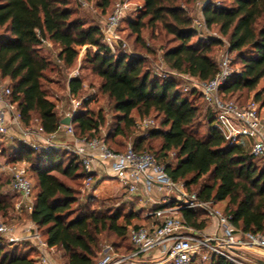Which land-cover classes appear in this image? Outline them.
Wrapping results in <instances>:
<instances>
[{
    "label": "trees",
    "instance_id": "obj_1",
    "mask_svg": "<svg viewBox=\"0 0 264 264\" xmlns=\"http://www.w3.org/2000/svg\"><path fill=\"white\" fill-rule=\"evenodd\" d=\"M142 1L139 19L130 22L140 50L156 54L155 45H149L143 30L161 25L172 37L169 42L174 43L162 55L169 69L201 81L213 78L220 66L212 53L223 41L200 36L188 8L196 0ZM78 2L81 6L83 2L89 5V0ZM100 4L105 11L111 0H101ZM202 8L206 28H218L227 39L232 66L238 65L221 88L223 97L230 99L237 92L255 91L254 99L260 102L264 96V87L257 90L264 79V0H207ZM76 13L73 0H0V81L7 80L11 87L22 125H33L38 119L47 133L59 129L63 118L44 87L46 72L53 63L71 68L80 47H95L86 49L85 64L99 77L101 93L108 96L119 114L114 131L103 136L110 148L124 151L129 145L122 138L135 125L133 111L141 118L154 117L156 127L145 136H136L132 143L135 150L154 154L174 180L184 181L200 198L224 204L223 212L231 216L240 231L264 233V163H258L264 159L254 156L247 145L230 144L216 126L215 110L193 88L191 93L198 94L207 105V130L201 134L200 106L184 94L177 76L159 75L141 52L128 54L119 50L112 54L102 40L101 25L87 23ZM44 39L51 40L53 47L59 49L55 58L44 51L48 47ZM81 69L68 82L69 91L76 96L84 87V64ZM240 97L239 103L247 101ZM105 122L104 111L90 108L88 102L73 119L76 133L89 137L102 136ZM109 137L113 145L108 142ZM153 139L161 140L157 150L150 144ZM14 148L11 161L26 160L28 176L30 172L35 176V183L29 176L33 184V208L30 210L28 203L23 202L19 212L27 213L28 220L36 224L51 247L63 249L68 264H95L103 249L101 235L108 231L126 240V244L120 241L109 245L115 252L131 253L134 250L129 239L131 226L156 221L134 209L125 215L119 209L109 213L91 210L86 203L74 209L73 204L78 202L76 191L58 174L84 179L79 158L65 149L36 150L24 142ZM104 179L98 177L93 185L98 187ZM12 204L13 199H8L2 210L14 207ZM180 214L191 226L205 228L208 224L201 218L204 212L200 209H182ZM140 218L144 223L134 221ZM120 219L124 222L120 223ZM26 242V246H31L30 253L19 246L8 249L0 245V264H36L39 252L32 241ZM191 264L236 263L212 253L208 260L199 262L195 258Z\"/></svg>",
    "mask_w": 264,
    "mask_h": 264
},
{
    "label": "built area",
    "instance_id": "obj_2",
    "mask_svg": "<svg viewBox=\"0 0 264 264\" xmlns=\"http://www.w3.org/2000/svg\"><path fill=\"white\" fill-rule=\"evenodd\" d=\"M83 5L88 6L86 2ZM129 6L128 0L118 1L101 24L102 40L112 54L119 50L134 53L129 51L119 31ZM195 22L200 36L204 37L202 27L208 30L204 19ZM42 41L48 47H53L51 40ZM219 66V72L205 81L176 71L170 73L193 82L194 88L203 95L207 105L215 110L216 126L230 144L247 145L254 156L264 159V109L254 98L243 104L234 99H225L221 88L235 71L228 50L220 59ZM78 75L79 70L76 69L70 73V78ZM185 90L188 91L189 88L185 87ZM92 95L77 98L69 91L70 105L67 109H62V118L68 116L73 120ZM0 102V133L18 131L23 135L25 143L36 150L63 148L75 154L85 171L86 187H90L94 179L107 176L119 181L124 193L129 196L140 191L144 196L151 197L154 189L161 192V199L153 200V208L146 213L147 217L157 222L130 228L129 239L134 250L127 254L119 253L108 245L95 264H191L195 258L199 261L208 260L212 253L224 256L236 264H259L253 261L248 252L251 249L264 252V233L240 231L233 224L231 216L217 207L215 199H202L196 192L190 191L184 181L174 180L166 170V165L151 152L139 153L132 144L124 151H115L103 136L78 135L73 121L69 124L61 123L59 129L52 133L45 132L40 124L24 126L17 102L12 100L11 87L1 81ZM6 114H9V118ZM135 125L143 135H147L150 129L156 127V122L154 117H140ZM62 133L66 140L59 142L58 137ZM5 169L10 175V186L20 193V199L14 205L15 210L19 211L23 202H27L28 208L32 210L33 184L27 174V162L14 161ZM182 209H200L216 218V231L208 234L204 228L187 224L180 214ZM26 240L32 241L39 252L36 264H56L51 256L54 247L49 245L33 221H30L27 232L20 235L16 234L14 225L0 222V245Z\"/></svg>",
    "mask_w": 264,
    "mask_h": 264
},
{
    "label": "rangeland",
    "instance_id": "obj_3",
    "mask_svg": "<svg viewBox=\"0 0 264 264\" xmlns=\"http://www.w3.org/2000/svg\"><path fill=\"white\" fill-rule=\"evenodd\" d=\"M118 1H125V0H111L110 6L104 11L103 7L101 6V0H89L88 6H81L78 2V0H73V4L77 9V16H81L83 19L86 20L87 23H98L102 24L111 11L113 10V7L115 3ZM130 3L129 9L127 10L125 16L122 18V21L120 23L119 31L120 35L122 36L123 40L127 43L129 47L130 52H137L143 54L147 57L148 64L153 66L154 69L159 73V75H166L171 74L170 72L172 70L169 69L167 64L164 62L162 55L164 51L171 45H174V43H170L169 40L172 38L171 35H168L165 31L162 30L161 25H158L157 28L154 30L151 28H145L143 30V36L148 41L149 45L153 44L156 47V54H147L144 51L140 50V44L136 40V34L132 32L130 28V22L131 21H137L143 11V1L142 0H128ZM207 0H196L195 3H191L188 8L190 12L192 13L195 20L202 19V7L205 5V2ZM218 2H221L222 0H217ZM196 24V22H195ZM218 28L215 26L212 29L206 30L204 27H202L201 31L204 33V39L213 36L222 39L223 44L221 46H215L213 55L214 57L220 61L223 54L228 50V42L227 39L220 35V33L217 30ZM197 37H195L193 40H196ZM147 43V44H148ZM87 48H92L95 50V47H91L90 45H86L83 47H80V53L79 56L75 62V64L71 68H61L55 63L52 64V66L48 69L46 72V79L44 80V87L48 92L49 99H51L56 104V110L59 115H62V109H67L70 105V99H69V87L68 82L70 78V73L74 70L78 69L79 72H81V66H85V69L83 70L84 75V87L81 92V94L78 97H89L92 95L88 102V106L92 109H95L96 111L102 109L106 116V122L101 127V135L105 136L108 131H114L118 121H119V114L113 109V102L108 98L107 95H104L101 93L99 86H100V79L97 75H95L91 68L88 66V64H85V53ZM45 52H49L53 54V57H56V54L58 53L59 49L54 47H45ZM232 57V56H231ZM237 66H234L236 69ZM180 79V87L183 89L184 94L190 97L191 99H194L198 105L200 106V116L198 118V128L200 130L201 134H204L207 130V119L205 117L206 111H207V105L205 102H203L202 98L196 94L193 95L191 93L192 89L194 88L193 82L186 80L183 77H178ZM1 82L8 84L7 80H1ZM185 87H188L189 90L186 91ZM264 87V79L260 82L258 85L257 90H260ZM255 91L253 92H247L244 91L242 94L240 92H237L233 94V96L230 99H234L238 101L239 97L244 100L247 99V101L251 98H254ZM246 101V102H247ZM260 104L262 108L264 109V96L260 101ZM132 115L135 118V121L140 118V116L137 114L136 111H133ZM36 119V122L31 126H36L38 123ZM113 135V134H112ZM145 136L143 135V132L139 130V128L134 125L133 129H129L126 131V137L122 138L124 141V144H132L133 140L136 138V136ZM24 137L21 133H16L13 135L10 134H0V222H4L9 225H14L16 229V234H24L28 230V225L30 223V220L27 218V213H20L14 212L15 210L12 208H8L5 210H2V206L6 205L8 199H13L14 204L20 199V195L16 194L15 191L12 190V187L10 186V175L6 171L5 167L9 165L14 157L15 146H18L19 143L24 142ZM66 139H62L61 141L64 142ZM59 141V140H58ZM160 139H153L150 141V144L153 146V150H157L160 146ZM60 142V141H59ZM108 142L113 145V139L112 137H109ZM124 146V145H123ZM63 149V148H61ZM67 151V150H65ZM69 152V151H68ZM264 160H258V163L262 165ZM25 162H27L25 160ZM29 165V163L27 162ZM68 185L72 186L76 191V196L78 199V202L73 204L74 209H79L81 206H83V203H86L85 205L88 206L91 210L100 211V212H115L118 209L122 211V213L125 215L127 213H130L131 210L135 211H142L141 215H143L147 210L150 209V206L146 204V199H130L129 195L124 193V191L120 188V183L115 178L104 176V180L100 183L98 187H95L93 185L94 181L97 179H94L91 182L90 187L85 186V182L83 178H77V177H67L65 175L58 174ZM30 178L35 183V176L30 172L29 173ZM123 192V193H122ZM16 195V196H15ZM142 218V216H141ZM140 219H134V221H141ZM213 226L210 228L205 229V233H214L216 231L217 227V219L212 217ZM10 222V223H9ZM120 223H123V219H120ZM213 229V230H212ZM103 237V249L102 252L110 245L112 242H123L126 244V240H122L121 238H117L113 232H105L101 235ZM26 241H22L19 243H13V244H6L3 245L8 249H13V247L19 246V249L23 251H31V246H26ZM33 244V242H32ZM31 244V245H32ZM59 249H53L51 251V256L55 260L56 264H68L67 257L64 254L63 249L60 251ZM100 251L98 252V254ZM32 256L35 255L31 254ZM100 255V254H99ZM200 262V261H199Z\"/></svg>",
    "mask_w": 264,
    "mask_h": 264
},
{
    "label": "crops",
    "instance_id": "obj_4",
    "mask_svg": "<svg viewBox=\"0 0 264 264\" xmlns=\"http://www.w3.org/2000/svg\"><path fill=\"white\" fill-rule=\"evenodd\" d=\"M202 16H203V13H202ZM1 104L2 103L0 102V108H1ZM6 117L9 118V114H6ZM16 133H18V131L12 132L13 135H15ZM62 139H65V136H64L63 133L58 137L59 141H61ZM120 188L124 191V189L121 186H120ZM161 197H162L161 192H159L157 189H154V191L151 193V197H146V196L143 195L142 192L139 191L138 193L130 196L129 198L130 199H146V204H148L150 206L149 210H151L153 208V206H154L153 200H159V199H161ZM223 206H224V204H220V203L218 204L217 203V207L220 208L222 211H223V209H222ZM13 209L15 210L14 207H13ZM149 210H147V211H149ZM147 211L144 213L143 216H146ZM14 212H18V211L15 210ZM201 218H205L207 220V223H208L207 226L204 229L208 228L209 226H210V228L213 226L212 225L213 224L212 217H210L209 215L204 213V216H202ZM148 221L150 222L149 219H148ZM141 222L144 223V219L141 220ZM54 249H59V248H54ZM60 251H62V250L60 249ZM248 254L253 259L254 262L262 264L261 261H264V252L261 251V250L251 249L248 252Z\"/></svg>",
    "mask_w": 264,
    "mask_h": 264
},
{
    "label": "water",
    "instance_id": "obj_5",
    "mask_svg": "<svg viewBox=\"0 0 264 264\" xmlns=\"http://www.w3.org/2000/svg\"><path fill=\"white\" fill-rule=\"evenodd\" d=\"M73 120L70 119V117H64L62 120H61V123L62 124H69L70 122H72ZM262 264H264V261H261Z\"/></svg>",
    "mask_w": 264,
    "mask_h": 264
}]
</instances>
